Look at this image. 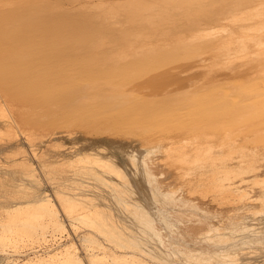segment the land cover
<instances>
[{"label": "rangeland", "instance_id": "374dc122", "mask_svg": "<svg viewBox=\"0 0 264 264\" xmlns=\"http://www.w3.org/2000/svg\"><path fill=\"white\" fill-rule=\"evenodd\" d=\"M5 1L6 0H0V3L2 2L0 4V75H6L11 80L12 89H10V95L4 99L9 102V105L15 118L20 124L21 130L18 129L17 131V126L15 128L13 121L5 114L0 112V182L5 183V189L8 194V198L4 199L2 202L7 205H11L14 201H16L11 199L13 198V195L15 193L18 194L19 201H28L36 199L38 200L45 193H49L52 197L54 204L61 210L62 221L66 225V230L62 233L57 232L55 235L51 233L53 235L49 234L46 238H44L45 240L42 237H37L36 239H31V241H21L18 243L17 246H13L11 238H9L10 241L8 243L11 246L9 245L5 248L4 253H1L2 257H7V261L9 262L13 261L12 264H23L25 261L31 258L34 259V261L30 264H37L38 256L46 257L58 251L57 247L60 245V243L64 244L74 241L77 243V246H79V249L77 251L78 254L82 257L84 256L83 259H85V255L87 252L85 250V245H83L82 237L83 235H86L88 233L93 234V232L89 229V227L84 224H81V228H78V230H75L73 228V226L71 225V221L67 217L66 211L67 209L74 207L80 208L81 210H95L98 215V219L100 220V228L110 234H119V224H127V226L133 228L134 230L135 227L131 223V220H134L132 216L133 208L131 205L132 203L136 202L139 204L143 203L138 193V188L142 185V182L139 180L138 177L135 176L134 172H136V167L134 165L130 166V164L126 162L129 159V155L125 151L126 145H124V142H130V144L132 143L142 148L143 155L146 157L147 160H149V165L151 164L150 166H153L151 168L155 170V172L153 170L152 172L155 173V176L157 177L156 180H158L159 178L164 179L160 180L164 181V183L161 182V185H159V180L154 181L153 184H157L159 188H161L163 191H166V189H168L169 191L170 189L169 192H174L172 190L173 188L175 190L174 194H176L174 195V198L176 196L179 197V195L181 196L179 197V200L177 199L179 202L176 201L177 197L175 198V200H173L176 202L175 206H173V202H171L173 204H169L173 206H171V210L173 209L172 211H176V214L178 211H181L179 214L185 211V213L183 214L187 215L190 212L189 210L196 214L193 215L191 212V215H189L190 213L188 214L187 217L190 216L191 219L193 218L189 222L190 218H187V220L185 216H181L178 214L176 215L175 212L173 214L170 208H168V210H170L169 212L174 215H171L172 218L174 217L177 220L175 222V219H172V221L174 220V223H176L177 225L180 224L179 227H183L184 230L186 227L187 230V227H191V225H194L196 221V224H198L199 221V223H203V221L211 219L215 221L216 224H218V221L220 220V225L218 224L220 227H222V225H224L225 223V228L222 230L221 233L223 234L224 232L230 235V227H228V225L230 223L232 224L233 221L234 224L247 223L245 219L246 216L251 211H254L251 214L253 217V228H255V233H253V235L259 238L264 237V117H262L264 116V108H259L263 110V112L261 113L259 109H256L254 111L252 110V112L255 113L251 114L257 113V115H253L252 117L250 116V119L246 118V122L244 119L243 121L246 124L245 127L242 126L243 124L239 126L242 121H240L239 118H233V121H231L232 117H229L230 114L228 116L229 118L226 117L228 119L224 118L227 121L229 120L228 124H225L227 121L225 122L224 119H220L225 122L223 124L221 123V121H219V118L221 117L220 115V117L217 118L216 116H211V118H216L215 121L217 122L215 124V122L212 123L213 118H209L210 116L201 115V113L199 112L200 109L198 108L199 106L195 105L192 99V94H194L196 90L199 91L202 89V87L207 86V82L209 83L208 85H211L210 81L202 80L197 84H192V86L188 83H185V85L183 83L182 85H173L174 87L176 86L175 89H173L174 92H169L166 91L165 88H161L169 84L172 85L173 82L171 83L170 81L174 79L173 76H178L179 74L180 77V74L185 73L183 72V69L185 67L189 65H194V63H197L198 61L197 57L200 58V56L198 55H196V57L195 55L190 57L189 53L186 54L188 50L183 48V41L188 40V38L193 35H196V37L198 36V40L199 38L204 39L203 31L204 34H206L205 32L208 31L210 32L213 30V33L216 31H214L215 27L213 25H211L212 27L208 26V31H205L206 28H204L202 23L198 25L199 28H197L198 23H195L197 26L196 28H191L190 31L187 30V34L189 32V34L191 33L193 35H186L185 37L187 39H185L184 36H182V38L180 37L182 40L176 39L178 43L180 41H182L183 43L180 42L176 45L174 39L175 37L178 38V36L174 37L172 34L173 37H169L168 35V38L165 34L168 39H166V37L164 38L168 42L164 41V43L159 44L160 46L156 44L153 45L154 47H151V45L150 53H145L143 51V53L141 52L138 55H120L119 57L117 56V48L114 46L117 42H119L117 38L121 36L122 32H125L126 27H121L118 25L117 28V25L115 24L114 20L112 22L109 21V15L113 14L114 11H117L115 9L114 11H112L113 7H110V5H106V7H110V9H106L110 10L107 15L105 14L106 12H101V15L99 14V16L102 17V23L98 21V23H96L97 25L94 26V23H92V21H94V18L93 20H88L90 19V16L91 18L95 17L99 12L94 11L97 8L93 7V10L91 6H88V4L84 7L83 5L87 3L85 2L86 0H77L76 2H73V0H19V3L21 5L19 6L21 9L18 8V10L15 9L14 11L9 10L8 8L10 2L13 1L7 0L10 1L7 5V1ZM106 1L111 2L114 0ZM208 1L206 2L208 3ZM3 3H5V6L2 5ZM192 3L193 2H191L190 4ZM181 4L182 3H180L179 6H182ZM81 7L83 10H81ZM181 8L183 7L178 8V10L180 9V14H183V10L181 11ZM191 8V20L190 18L186 19L187 21L189 20V22L192 21L194 12L195 16L198 13L202 14L201 16H203L205 9L207 11L208 7H202L203 10L199 9L197 10V13L195 9L192 12ZM69 9L73 13H80L78 14V16L84 14L89 16L91 12L92 15H90L89 18H86L88 16L84 15L85 17H81L79 19L74 18L76 19L74 21L79 22L77 23L79 24V26L82 24V29H84V27L86 28L87 26L90 27L89 23L91 22L90 24L93 25L92 29L94 30L90 29L92 30L90 32L94 31L93 33L95 34L100 33V38L102 37L109 39V42H111V44L114 46L110 47V44L108 46L106 45L107 51H105L104 46V48L96 52L97 54L95 53L91 56L77 54V57L72 56L65 60L61 59L59 61L55 58L56 54H54L53 57H48L49 60H46L48 59L46 58L38 60L37 62L36 60H34V58H32L33 55L31 54L34 49H40L42 47V49H44V46L47 43H50V41L51 43L49 46H52L56 42V40L62 41L63 39L68 40V38H73L72 42L74 40L76 42L79 40L75 38L76 35H73L71 33V36H69L70 34H66L61 38L54 37L49 38V40L48 37L45 36L46 33L48 34L50 32V27L57 26L62 22L64 16L67 15L66 17L69 18ZM77 9L78 11H80L78 12ZM87 9L92 11L88 10L89 12L87 14V11L84 12ZM175 10L176 11L174 13L176 16L177 14H179V11H177V9ZM94 12H97L96 15ZM103 13L105 15L104 18V15L102 16ZM208 13L209 11H207V14ZM180 14L179 16H177L180 17ZM204 14L205 15L203 17L206 18H203L204 20L201 19L200 22H206L205 20L208 16H210V14ZM113 17L114 16H112V18ZM197 17L202 18L199 15ZM12 18H16V21H12L11 23H9L10 19ZM105 18H108L107 21ZM47 19L49 21L45 22ZM51 19H53V23H50ZM222 19L223 18H221V20ZM56 21L60 23H56ZM182 21L185 20H181L180 22ZM107 22H109L110 26ZM8 23L11 25L9 26L10 29L8 27ZM223 23L227 24L226 21H223ZM223 23H220V25H222ZM101 24L109 26L110 28L107 27V29L105 30L106 27L102 26ZM133 24L134 22L131 25ZM188 26H190V24ZM193 27H195L194 24ZM113 28L115 29V31ZM123 29L125 30L123 31ZM157 29L158 31H156ZM157 29L155 30L157 38L161 36V39H159L161 41L165 40L162 37L163 35H161L162 33H160L161 30L159 31V29L161 28ZM148 31L154 32L153 30L151 31V27L148 28ZM200 31L203 37H199L201 35ZM86 32V34H89V30ZM126 32L124 34H128ZM196 32L200 35H198ZM216 32L218 33V31ZM211 33L212 32H210V34ZM132 38L135 39L136 37ZM171 38H174V41H172ZM169 39L171 40V42ZM171 43H175L174 45H176V48L171 47ZM181 45L183 46L182 48ZM56 47H59V44L57 46H54V48ZM181 49L184 50L181 51ZM180 51L184 55L186 54L185 56H187L188 59H180ZM256 53L257 51L256 49H254V51L249 53L250 56L242 57L240 58V60H244L247 58H257L258 56ZM118 57L119 59H121L117 60L116 58ZM189 57L192 59V61ZM114 58L116 61L113 60ZM6 59H11V61L7 62ZM189 59L191 62L189 61ZM52 61L55 65H52ZM81 61L85 64H82ZM111 61L113 63H111ZM183 61L186 62V64ZM39 62L40 64H38ZM107 62L108 64H110L107 65ZM117 63H122V66ZM126 63L128 65H126ZM101 64L103 67L101 66ZM105 65H107V68ZM119 65L121 69H119ZM87 66L88 68H98L105 80H109L111 78H113V81L116 79V82L119 79L123 81L127 80L126 82H129L130 86H132L135 91L136 88L138 89L137 93H141V91L146 89L145 92L149 96H147L145 93L146 96L144 95L143 98L142 94L144 92H142L140 95H138V97L141 96V100L139 98V101L134 100L128 105H121V100L113 95L99 96V98L96 99L95 102L94 100H92L93 102H91L90 100H82L81 95L83 94L79 95V93H77L76 91V89L80 85V81L76 77V69H78L79 67L87 68ZM255 66L259 67L258 65ZM36 67H38L39 69ZM109 67L112 68V71ZM59 68L63 70L62 72H65L64 74L67 73L65 77L61 78L56 75L55 72L59 71ZM63 68H66V71ZM80 68L79 70H81ZM113 68H117V71L113 70ZM67 70L72 74L69 73ZM245 70H239L242 73L236 71L234 73V76L237 73L239 75L235 78L234 76H232L233 74L230 77L234 80L230 81L233 83V87L235 86V92L238 95L240 94L239 96H244L242 100L246 98L245 103L248 105H251L253 103V100H256L257 102L254 104L263 105L262 102H264V94H262L261 92L264 91V71H262L261 68H256L253 71ZM123 71H126L128 74L126 72L124 73ZM113 72H115V74H113ZM187 72L189 73L190 71ZM53 73H55V75ZM104 73L106 75L105 77ZM116 73L119 74L117 75ZM135 73H137V75ZM110 74L112 76H110L111 78L108 77ZM122 74L124 77H122ZM16 76L17 79L15 78ZM48 76H50V78ZM115 76H117L119 79ZM119 76H121L122 79ZM227 79L229 80V78ZM68 80L70 81L66 82ZM113 81H111L112 84L115 82ZM177 81L181 83L179 79ZM65 82L69 83L70 85L66 84ZM149 89H151L150 91L153 90V92H149ZM189 89H191V92L189 91ZM176 90L177 92H175ZM163 91H166V95ZM188 91L190 94L189 97L191 96L190 98L182 96L185 95L183 94L184 92L188 94ZM168 92L173 94H168ZM242 92L244 93V95H241ZM155 93L159 99L155 96ZM175 93H178L179 96L178 94H176V96ZM170 95L173 97L174 100L171 99L172 97H170ZM150 96L152 97V100L150 99ZM180 96L183 98H181ZM175 97L177 98V100L175 99ZM142 98L144 99V101L142 100ZM179 98L181 101H178ZM258 98L262 99V102L259 101ZM4 99L1 98L0 95V110L3 106ZM230 99H235V96H231ZM258 101L261 103H258ZM154 103L156 104V106ZM182 104H185L186 107H184ZM238 104L239 103H237V105ZM192 105H194L195 107ZM237 105L235 106L239 107ZM257 105H251L250 112L251 108L257 107ZM124 106H126L125 109L123 108ZM169 106L172 110L169 109ZM187 106H189L190 109ZM177 107L179 108V110ZM138 108L140 110H138ZM184 109L188 110L186 111ZM183 111H185L186 113ZM257 111L260 113V116L258 115L259 113ZM142 113H144L145 115ZM193 115L195 116L194 118ZM221 118H223V116ZM236 119H238V121L234 122V120ZM208 120H211V123H209ZM208 124H211V126ZM174 125L176 127H174ZM152 126L156 127V129ZM180 126L185 127H182L181 129ZM167 127H171L172 131L170 130L169 132H166L165 128ZM241 127L243 128V130H241ZM147 128H149L150 131H146ZM228 128L230 131L228 130ZM258 129H260L261 131H258L259 134L256 133ZM233 132L235 135L233 134ZM232 134L234 136H232ZM133 157L134 156H132L131 159ZM212 159L214 161L216 160L217 162H215L219 164H222V160L228 162V165L231 169H229V173L220 174L223 178H226V180L219 183L220 185L224 183L225 186H230L233 194H239V196L243 194L245 196L244 201H242L241 203L237 202L234 204L230 202H223L224 199L222 197L223 200H221L222 195H220L219 191L213 189L212 187H209L214 177V167L211 165ZM107 164L118 167L122 171L123 177L118 178V176L113 173L111 167H109ZM240 166L245 167V169H242V173L236 172V170H238ZM218 167H220V165ZM166 178L168 181H166ZM169 182L173 183H171L170 185ZM165 183H167L170 187L167 186ZM164 186L166 187L165 190ZM182 196H184V198ZM231 196L232 195H230V197ZM185 198L188 199L186 200ZM181 200H184L183 202H185V204H183ZM125 202H128L130 204L125 206ZM178 203L180 205H178ZM186 203L189 204V206L186 205ZM193 204H195L196 206ZM198 205L202 206V209H200ZM190 206L195 207V210ZM166 207L170 206L166 205ZM186 207H190L191 209H188ZM181 208L184 209L183 212ZM197 208H199V210H201L202 212L197 211ZM232 208L233 210H231ZM33 212L40 213L42 211L37 208H30L28 209L26 214L29 215L30 218H32ZM201 213H204L205 215H202ZM18 216L19 211H3L0 212V221L3 222L9 218H16ZM176 216L178 217V219ZM224 216H226V218ZM180 218L182 221L179 220ZM183 219L186 221H184ZM197 219L200 220L198 221ZM193 220H196L194 224H189L188 226L185 225L186 222L187 224L193 223ZM181 223L183 226L181 225ZM37 224L43 225L44 227H48V221L45 220L31 221L28 219H19L12 222V226L18 228H26L30 232L35 234L39 231L35 229V226ZM2 229L3 228L0 226V231ZM163 231H165V229H163ZM260 234H262L261 237ZM97 237L99 240L102 241V243L105 244L106 247L109 248L114 246L111 242L104 241V238L102 236ZM229 237L230 239L228 240V243H232L237 239H241L240 236H238L236 239L232 238V236ZM110 239H113L114 242L119 241L118 239L113 238L111 236ZM199 239H204V236H199ZM122 251L123 250L116 248H113L111 250V252H117L120 254H123ZM182 254L185 255L184 257L193 258L195 260L196 255L198 256L200 254V251H186ZM204 254L206 255V253ZM205 257H218L219 259H221L223 256L221 254H214L212 256H202L198 258L201 259L200 261H195L193 264L205 263V260L203 259ZM232 257L236 258L241 264H264V243L254 244L253 246L249 244H242ZM74 264L87 263H84V261H82L75 262ZM186 264H189L187 260Z\"/></svg>", "mask_w": 264, "mask_h": 264}, {"label": "bare ground", "instance_id": "6f19581e", "mask_svg": "<svg viewBox=\"0 0 264 264\" xmlns=\"http://www.w3.org/2000/svg\"><path fill=\"white\" fill-rule=\"evenodd\" d=\"M11 1H13V2L7 1V3H6V5H7L8 2H10L9 6H8L9 10H13V11L15 9L18 10V8H20V6H21L19 3L20 1L19 0H11ZM76 1L77 0H73V2H76ZM206 1H208V0H203V1H200V0H114L111 2H107L106 0L105 1L104 0H96V1L95 0H86L85 2H87V3H85V5H83L84 7L88 4V6H91V8L93 10H94V8L98 9V10L95 9L94 11L99 12V13L94 12L95 15L97 13V16L92 17V18L90 16V15H92L90 12V15H89L90 19L88 21H90L91 19L93 20V18H94V21H92V23H94V26L97 25L96 23H98V21L101 22L102 17L99 16V14L101 12H104V13L106 12L105 13L106 15L108 14V12L110 10H106V9L110 5V7H113L112 11H114V9H115L119 12H117V11L116 12L114 11V13L112 12L113 14H111V15L114 17L112 18V16L109 15L110 19H111V20L109 19V21L112 22L114 20L115 24L117 25V28H118V25L121 27H123V26L126 27L127 32L125 29H123V31L125 30V32L128 34H124L125 32H122L121 36L119 37L120 39L117 38V40H119V42H117L114 46L111 44V42H109V39L102 38V37L100 38V36H99L100 30L98 32L99 34L93 33L94 31L90 32V31L94 30V29H92L93 25L90 24L91 22L89 23L90 27L87 26L86 28L84 27V29H82L83 28V26L81 27L82 24L79 26V24H77L79 22L74 21L77 18L79 19L81 17H85L88 15L83 13L85 16L84 15L78 16V14H80V13H77V14L73 13L69 9V13H68L69 18H67L66 17L67 15H66V16H64L61 23L56 21V23H60V24L57 26H54V27L53 26L50 27V32L48 34L46 33L45 36L48 37V40H49V38H54V37L55 38L56 37L61 38L64 35L71 33L73 35H76V37L75 36L74 37L79 39V40L77 42L75 40L72 42L73 38L72 39L68 38V40L63 39L62 41L56 40V42L54 43L55 45L53 44L52 46H49L51 43V41H50V43H47L44 46V49H42L43 47L40 49L39 48L34 49V51L31 52V54L33 56L32 55H30V56H32V58H34V60H36L38 62V60L46 59L48 57L51 58V57H53L54 54H56L55 58L60 61L61 59L65 60L69 57L76 56L77 54H79V55L82 54V55H87V56L90 55L91 56V55L95 54L97 51L104 48V46H105V51H107L106 45L108 46L109 44L111 45L110 47L114 46L117 48L116 49V51L118 52L117 56H119V57H120V55H128V56L135 55V54L138 55L141 52L143 53V51L145 53H150L151 47H154L153 45L158 44V46H160L159 44L164 43V41L168 42V41H166V39H168L169 37L178 36V38H176V37H175V39L173 38L175 40L176 45L179 44L180 42L181 43L184 42L182 44L184 47L181 45V48L183 47L184 49L188 50V52L186 54L189 53L190 57L193 55H195V57H196V55H198V56H200V58L197 57L198 61H197V63H194V65H189V66L185 67L184 69L182 68L184 70L183 72H185V73L180 74V77H179V74H178V76H176V75L173 76L174 79L170 81L171 83L173 82L172 85L169 84V85H166L165 87H161V88H165L166 91H169V92H174L173 89H175L176 86L174 87L173 85H182V83L185 85V83H188V84H191V86H192V84L193 85L197 84L198 82H201L202 80L210 81L211 85H208L209 83L207 82L208 87L204 86L199 91L195 89L196 91L194 92V94H192L193 103H195V105L199 106L198 108L200 109L199 112L201 113V115L210 116L209 118H211V116H216V118L223 116V118H221V117L219 118V121H221L222 124L225 123L227 121L225 119H228L229 117H232L231 121H233V118L234 119L239 118L240 121L242 120L241 123L239 121V123H240L239 126H241L243 124L242 126L245 127L246 126L245 122L247 121V119H250V116L252 117L253 115H255V116L257 115V113L251 114V113H255V112H252V110L254 111V110L259 109V108H261V109L264 108V102L261 101L262 99L258 98L259 101H261L263 103V105L262 104L257 105V104H254V103H257L256 100L255 101L253 100V103L251 105L252 106L257 105L258 108L253 107V108H251V112H250V106L251 105H248L245 103L246 98L244 99L245 101L242 100V98H244V96H239L240 94L238 95L235 92V90H236V89H234L235 86L233 87V85H232L233 83L230 81L233 79L230 77L232 74H233L232 76H234V73L236 71L240 72L241 70H245V69L249 70V71L250 70L253 71L256 68L257 69L261 68L262 71H264V0H209L208 3ZM191 2H193V3L190 4ZM180 3H182L181 4L182 6H179ZM37 4H39V3H37ZM2 5L5 6V3H3ZM106 5H108V6L106 7ZM80 6H82V5H80ZM206 6L208 7L207 11H209V13L207 14L206 9H205L204 13H206L207 15L210 14V16L207 17V19L205 20L206 22H204V21L200 22L201 19L204 18L203 16L205 14L201 11L203 13V16H201L202 14H200V13L196 14V16H195V12H194L193 17L191 16L192 17L191 22L192 23L194 22L193 24L195 25V27H193V24L191 22H189V20L188 21L186 20V19L190 18V15H192V14H190L191 13L190 8L194 7L193 10L191 8V11L193 12L195 9L196 13H197V10H199V9L203 10L202 7L206 8ZM110 7L108 9H110ZM180 7H183V8H181V11L183 10V14H180V11H179L180 9L178 10V8H180ZM77 8H80V7H77ZM50 9H52V8H50ZM175 9H177V11H179V14L182 16V17L180 16L181 18L178 17L179 14H177V13L176 14L178 16L177 15L175 16V13H174L176 11ZM81 10H83L82 7H81ZM88 10L89 9L85 10L84 12L87 11V14H88L89 11H92V10H89V11ZM27 11H29V10H27ZM77 11H78V9H77ZM104 13L102 14V16L104 15ZM198 15L202 18L197 17ZM89 16L86 18H89ZM104 17H105V15L103 16V18ZM176 17H178V18H176ZM74 18H76V19H74ZM221 18H223L224 20L223 19L222 20L224 22L226 21L227 24L223 23ZM26 19H28V18H26ZM69 19H71V20H69ZM105 19L107 21L108 18H105ZM181 20H185V21L180 22ZM190 20H191V18H190ZM12 21L15 22L16 18L10 19L9 23H11ZM47 21H49V20L47 19L45 22H47ZM86 21H85V23H86ZM133 22H134V24L131 25ZM187 22L190 24V26H188L189 24ZM42 23H44V22H42ZM50 23H53V19L50 20ZM107 23L109 25V22H107ZM195 23L196 24L198 23L197 26L200 25V23H202L204 28H206L205 31L207 30L208 26L213 25L215 27V28L213 27L214 31L216 30V31H218V33L216 31L213 33V30L209 29V30H212V31H210L212 33L210 34V32L207 30L209 33L205 32L206 34H204V31H203V35H204V37H203V35L201 34V31H200L201 35L196 32L198 35H200L199 37L204 38V39L199 38V40H198V38H197L198 36L196 37V35H193L191 33L189 34V32H188L189 35H193V36L188 38V40H186V41H183V42L180 41L178 43L176 41V39L182 40L181 39L182 36L185 37L186 35H188L187 30L190 31L191 28L197 27ZM220 23H223V24L220 25ZM9 26H11V25L9 24L8 27ZM102 26L106 27L105 28V30H106L107 27H109L110 25L109 26L102 25ZM150 27H151V31L153 30L154 32L148 31V28H150ZM201 27H202V25H201ZM157 28H161V29H159V31L161 30L160 33H162L161 35H163L162 36L163 38L166 37V35H167V37L169 35L168 38L166 37V39L164 38L165 40H162L163 42L160 40L161 36L160 37L158 36L160 39L157 38V36H156L155 30ZM197 28H199V26ZM9 29H10V27H9ZM90 29H92V30H90ZM88 30H89V34H86L87 33L86 31H88ZM194 30H196V29H194ZM48 31H49V29H48ZM114 31H115V29H114ZM156 31H158V29ZM192 31H193V29H192ZM2 32H6V31H2ZM160 33H159V35H160ZM71 34L69 36H71ZM172 34H173V36H172ZM80 35H83V36H80ZM205 35H206V38H205ZM132 37H134V38L136 37V38L133 39ZM173 39H172V41H174ZM185 39H187V38L185 37ZM185 39H183V40H185ZM53 41H54V39H53ZM170 42H171V40H170ZM175 43H173V44L171 43L172 45H170V46L176 48V45H174ZM58 44H59V47L54 48V46H57ZM107 48H109V47H107ZM184 49H181V51H183ZM254 49H256V51H257V53H256L258 56L257 58H252V59L247 58L244 60H240V58H242V57L250 56L249 53L254 51ZM180 52H179V58L180 59L183 60L184 58H187V56H185L186 54L184 55L182 52H181L182 54ZM106 54H107V52H106ZM183 55H184V57H183ZM119 57L116 59L118 60ZM84 59H86V58H84ZM180 59H178V60H180ZM190 59H189V61H190ZM46 60H49V58ZM50 60H53V59H50ZM63 60H62V62H63ZM113 60H115V58ZM6 61L10 62L11 59H6ZM36 61H33V62H36ZM59 61H55V62H59ZM191 61H192V59H191ZM40 62L38 64H40ZM66 62H67V60H66ZM81 63L83 64L84 62L81 61ZM90 63H92V62H90ZM111 63H113V62L111 61ZM184 63L186 64V62H184ZM53 64H54V62L52 63V65ZM106 64L109 65L110 63L108 64V62H107ZM117 64L121 65L122 63H117ZM107 65H105L106 68H107ZM114 65H116V64H114ZM120 65L118 66L119 69H121ZM126 65H128V64L126 63ZM255 65H258L259 67H256ZM101 66H102V64H101ZM105 66H104V68H105ZM129 66H132V65H129ZM96 67H99V66H96ZM36 68H38V67H36ZM43 68H45V67H43ZM72 68H74V67H72ZM79 68L76 69L77 70L76 77L80 81V85L76 89V91H77V93H79V95L83 94V95H81L82 100H90L91 102H93L92 100H94V102H95V100L98 99L99 96L113 95L116 98L121 100V105H126V104L128 105L130 102H133L134 100L139 101L138 100L139 98L141 100V96L138 97V95H140L142 92H144L142 94V97L144 98V95L146 93L145 92L146 89H144L143 91L140 90L141 93H137L138 89L136 88V91H135V89L132 86H130L129 82H126L127 80L123 81V80H120L117 76H115L119 79L116 82L115 81L116 79L114 78L115 79L114 81L116 82L115 83L112 80L113 78H111L112 77L111 74L108 76V77L111 76L110 77L111 79L105 80V78H103L102 73H100L98 68H94V67L88 68V66H87V68L81 67L80 68L81 70H79ZM110 69L112 71V68H110ZM33 70H35V69H33ZM60 70H61V72H60ZM113 70L117 71V68H115V69L113 68ZM52 71H54V70H52ZM62 71L63 70L59 68V71H56L55 73L57 76L62 78V77H65V75L67 74V73L64 74L65 72H62ZM187 71H190V72L188 73ZM72 72H74V71H72ZM115 72H113V74H115ZM55 73H53V74L55 75ZM69 73H71V72H69ZM240 73H242V72H240ZM135 74L137 75V73H135ZM48 75H49V73H48ZM238 75H239L238 73L235 74L234 78ZM51 76H52V73H51ZM105 76L106 75L104 73V77ZM143 76H145V75H143ZM48 77L50 78V76H48ZM76 77H74V78H76ZM108 77H107V79H108ZM119 77H121V76H119ZM122 77H124L123 74H122ZM122 77H121V79H122ZM173 77H171V78H173ZM15 78L17 79V76ZM49 78H48V81H49ZM125 78H126V76H125ZM133 78H132V80H133ZM227 78H229V80ZM55 79H54V81H55ZM154 79H155V77H154ZM165 79H167V78H165ZM178 79H179V81H181V83L177 81ZM223 79H225V80H223ZM60 80H62V79H60ZM71 80H72V78H71ZM162 80H160V81H162ZM69 81L70 80H68L66 82H69ZM111 81H113L115 84L114 83L112 84ZM215 81L216 82L219 81V82L216 83ZM11 84H12L11 80L6 75H0V95H1V98L4 99L10 95V89H12ZM66 84H69V83H66ZM204 84H205V82H204ZM158 85H160V84H158ZM199 86H200V84H199ZM59 89H62V88H59ZM159 89H160V87H159ZM150 90L151 89H149L148 91L153 92V90L152 91H150ZM190 90L191 89H189V91ZM166 91L165 92L163 91L165 93V95H166ZM185 91H187V90H185ZM189 91H188V94L184 92L183 94H185V95H182V96H184V97L186 96V98L189 97V95H190ZM237 91H238V89H237ZM169 92H168V94H173V93H169ZM175 92H177V90ZM12 93H13V91H12ZM261 93L264 94V91H262ZM168 94H167V96H168ZM176 94H178V93H175V95ZM146 95H147V93H146ZM162 95H164V94H162ZM241 95H244V93L242 92ZM147 96H149V95H147ZM155 96H156V93H155ZM178 96H179V94H178ZM231 96H235V99H230ZM170 97H172V96L170 95ZM246 97H247V95H246ZM143 98H142V100L144 101ZM181 98H183V97H181ZM237 98H239V99H237ZM150 99L152 100L151 96H150ZM171 99H173V97ZM175 99L177 100L176 97H175ZM65 100H66V98H65ZM160 100H161V97H160ZM162 100H165V99H162ZM179 100H180V98L178 99V101ZM259 101H258V103H261ZM182 102H185V101H182ZM188 103H190V102H188ZM237 103H239L241 105H239V104L237 105ZM235 105H237L239 107H236ZM155 106H156V104H155ZM183 106L186 107L185 104ZM192 106H194V105H192ZM125 107L126 106H124L123 108L125 109ZM153 107H154V105H153ZM184 107H182V108H184ZM187 107L190 109L189 106H187ZM166 108H168V107H166ZM120 109H122V108H120ZM169 109H171L170 106H169ZM261 109H259L260 113L263 112V110H264V109L263 110H261ZM99 110H101V109H99ZM138 110H140V109L138 108ZM162 110H164V109H162ZM178 110H179V108H178ZM184 110L187 111L188 109H184ZM247 110H248V113H247ZM0 112L5 114L7 117H9L13 121L15 128L17 126V131H18V129L21 130L20 124L17 121V119L15 118V116L11 110V107L9 105V102L6 101L5 99L3 100V106L0 110ZM183 112H185V111H183ZM260 113L258 114L259 116H260ZM142 114H144V113H142ZM229 114H230V116H229ZM232 114L235 117H233ZM68 115H70V114H68ZM166 116H168V115H166ZM194 117L195 116L193 115V118ZM226 117H228V118H226ZM262 117H264V116H262ZM169 118H170V116H169ZM167 119H168V117H167ZM215 119L214 118L212 119V123L215 122V124H216L217 121H215ZM220 119H224L225 122H223V120H220ZM244 119H245V122L243 121ZM196 120H197V118H196ZM210 121L208 120L209 123H211ZM228 121L225 124H228ZM235 121H238V119L234 120V122ZM234 124H237V123H234ZM166 125H168V124H166ZM208 125L211 126V124H208ZM212 125H214V124H212ZM154 126H152V127H154ZM163 127H164V125H163ZM174 127H176V126L174 125ZM182 127H185V126H180L181 129H182ZM154 128L156 129V127H154ZM170 130L172 131L171 127L165 128L166 132H169ZM228 130H229V128H228ZM241 130H243L242 127H241ZM146 131H150L149 128H147ZM258 131L261 132L260 129H258L256 133H258ZM233 134H234V132H233ZM233 134H232V136L235 135V134L234 135ZM229 135H231V134H229ZM124 145H126L125 151L129 155L128 156L129 159L126 162H128L130 164V166L134 165L136 167V172H134L135 176L138 177L139 180L142 182V185L138 188V193H139V195H140L139 197L142 199L143 203L139 204L136 202V203H132V205H131L133 208L132 216L134 218V220H131V223L135 227V229L133 230V228L127 226V224H119L118 225L119 234L118 235L110 234V233L105 232L103 229L100 228V220L98 219V215L95 212V210H93V209L81 210L80 208H77V207L67 209V211H66L67 217L71 221V225L73 226V228L75 230H78V228H81L80 225L84 224L87 227H89V229L93 232V234L88 233L86 235H83V237H82V242H83V245H85V248H86L85 250L87 252L85 255L86 256L85 259H83L84 256L82 257L78 254L77 251L79 249L78 248L79 246H77V243L72 241L70 243L69 242L64 243V244L60 243V245L57 247L58 251H56L53 254H50L46 257H39L38 256V259H37L38 263L37 264H74L75 262H82V261H84V263L86 262L87 264H186V260L189 262V264H193L195 261H200L201 259H198V258H200L202 256H212L214 254H221L223 257L221 259H219L218 257H215V258L205 257V258H203L205 260V263H201V264H241L236 258L232 257L235 254V252L237 251V249L240 247V245L249 244V245L253 246L254 244L264 243V239H263L264 237L259 238V237H255V235H253V233H255V228H253V226H254L252 224L253 217L251 214L254 211H251L246 216L245 219H246L247 223L234 224V221L232 224L230 223L228 225V227H230V233H231L230 235H228L227 233H224V232H223V234L221 233L222 230L225 228V223H224V225H222V227H220L219 226L220 220L218 221V224H219L218 225V224H216L215 221H213L211 219L210 220L207 219V220L203 221V223H199L200 219L199 220L197 219L199 221L198 224H196L197 223L196 220H195L196 222L193 220L192 221L193 223L187 224V222H186L185 225H187V226L189 224L190 225L194 224V222H195V224L191 225V227L188 226L187 230H186V227L184 230L183 227L180 226L182 228L181 229L179 227V225H180L179 221H178L179 225L174 223V220L172 221V219H175V218L174 217L172 218L171 215H173L174 212L176 214V211H172L173 210V209L171 210L172 205H169V204L174 203L173 206H175L176 202L173 200H175V198L177 197L176 201H178L179 197H181V196L179 195V197L176 196L174 198V195H176V194H174L175 190L173 188H172V190L174 192H169L170 189H169V191H168V189H166V191H163L161 188H159V186L157 184H153L154 181H158V180L160 181V180H164V179L159 178L158 180H156L157 177L155 176V173H154L155 170H153L151 168L153 166H150L151 164L149 165V162H148L149 160H147L146 157L143 155V153H142L143 149L142 148H140L139 146H136L132 143L130 144V142H124ZM132 156H134V157L131 159ZM81 160H84V159H81ZM215 161L213 159L211 160V165L214 167V177H213V180L210 183L209 187H212L213 189H216L217 191H219L220 195H222L221 200L224 199L223 202H227V203L230 202V203L234 204L237 202L241 203L242 201H244L245 196L243 194L240 196H239V194H233L230 186H225L224 183H222V185H220L219 182H223L224 180H226V178H223L220 174L221 173H229V171H230L229 169H231V168L229 167L228 162L225 160H222L223 162L221 161L222 164L216 163L217 161L216 162ZM107 165L109 167H111L113 173L116 176H118V178L123 177V173L118 167L112 166L110 164H107ZM219 165H220V167H218ZM242 169H245V167L240 166L238 168V170H236V172L242 173L243 172ZM152 170L154 172H152ZM166 181H168L167 178H166ZM161 182L164 183V181H160L159 185L162 184ZM156 183H158V182H156ZM171 183H173V182H171ZM171 183H170V185H171ZM165 184L167 186H169L167 183H165ZM165 188L166 187L164 186V190H165ZM7 195L8 194H7L6 189H5V183L0 182V212H3V211H7V212L8 211H19L18 217L9 218L3 222L0 221V226L3 228L0 231V264H12L13 263V261H11V262L7 261V257L1 256L2 255L1 253H4L5 248L10 245L8 243L10 241L9 238H11V242L13 243V246H17L18 243L21 241H31V239H36L37 237H39V238L42 237L44 239L51 233H53L55 235L57 232L62 233L66 230V225L62 221L61 210L54 204L52 197L50 196L49 193H45L38 200L36 199V200H28V201H19V196L17 193H15L13 195V198H11V199L16 200V201H14L11 205H7L4 202H2L4 199L8 198ZM230 195H232V196L230 197ZM233 195H235V196H233ZM182 197L184 198V196H182ZM222 197H223V199H222ZM181 201H180V203H181ZM183 201H182V203L185 204V202H183ZM171 202H173V203H171ZM186 202H188V201H186ZM129 204L130 203H128V202L124 203L125 206L129 205ZM166 205H168L170 207H166ZM178 205H180V204L178 203ZM178 205H176V206H178ZM186 205L189 206V204H187V203H186ZM193 205H195V204H193ZM180 207H179V210H180ZM190 207H192V206H190ZM199 207H200V209H202L201 208L202 206H199ZM30 208L31 209L37 208V209L41 210L42 212H40V213L33 212V217L30 218L29 215L26 214L28 209H30ZM168 208H170V210L172 211L173 214L171 212H169L170 210H168ZM186 208H188V207H186ZM192 208L194 209L195 207H192ZM181 209L183 212L184 209L183 208H181ZM196 210L202 212L201 210H199V208H197ZM203 210H204V206H203ZM231 210H233V208ZM189 211L191 212V210H189ZM197 211H196V213H197ZM180 212L181 211H178L177 214L181 215V216H185L186 219L190 218L189 222L193 219V218L191 219L190 216L187 217L190 212L189 213L186 212V213H188L187 215L183 214V213H185V211L183 213L179 214ZM224 212H225V210H224ZM191 213L193 215L195 214L193 212H191ZM191 213L189 215H191ZM198 214H199V212H198ZM201 214L203 215L204 213H201ZM211 215H213V214H211ZM181 216H179V217H181ZM226 216H224V217L226 218ZM195 218H196V216H195ZM213 218H214V216H213ZM19 219H28L31 221H35V220L36 221H43V220H45V221H48V227H44L43 225L37 224L35 226V229L39 230V231H38V233L35 234V233L30 232L26 228H18V227L12 226V222L15 220H19ZM177 219H178V217H177ZM179 220H181V218ZM214 220H215V218H214ZM176 221L177 220L175 219V222ZM184 221H186V220H184ZM181 225H182V223H181ZM203 226H205V227H203ZM179 228L183 231H181ZM163 229H165L166 232L163 231ZM53 234H51V235H53ZM201 235L204 236V239L200 240L199 236H201ZM97 236H99V237L102 236L104 238V241L111 242L112 245H114V246L109 247V248L106 247L105 244L102 243V241L99 240ZM110 236L118 239L119 241L114 242L113 239H110ZM229 236H232V238H234V239H236L238 236H240L241 239H237V240L233 241L232 243L231 242L228 243V240L230 239ZM261 236H262V234H260V237ZM108 237L110 240L108 239ZM113 248L123 250L122 251L123 254H120L117 252H111V250ZM193 250L200 251V254L198 256L196 255L195 260L193 258L184 257L185 255L182 254L183 252H186V251L191 252ZM204 253H206V255ZM193 256H194V254H193ZM33 261H34V259L31 258V259L25 261L23 264H30Z\"/></svg>", "mask_w": 264, "mask_h": 264}]
</instances>
